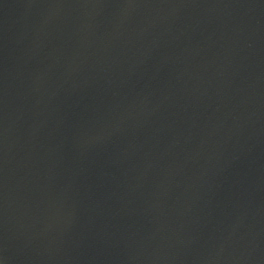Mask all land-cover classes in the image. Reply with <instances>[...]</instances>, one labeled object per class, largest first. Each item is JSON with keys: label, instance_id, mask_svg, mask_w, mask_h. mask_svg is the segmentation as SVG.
Masks as SVG:
<instances>
[{"label": "water", "instance_id": "1", "mask_svg": "<svg viewBox=\"0 0 264 264\" xmlns=\"http://www.w3.org/2000/svg\"><path fill=\"white\" fill-rule=\"evenodd\" d=\"M0 264H264V0H0Z\"/></svg>", "mask_w": 264, "mask_h": 264}]
</instances>
